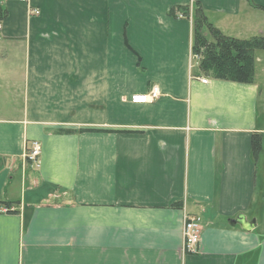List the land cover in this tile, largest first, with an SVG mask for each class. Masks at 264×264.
Here are the masks:
<instances>
[{
  "label": "crops",
  "instance_id": "0c3cea01",
  "mask_svg": "<svg viewBox=\"0 0 264 264\" xmlns=\"http://www.w3.org/2000/svg\"><path fill=\"white\" fill-rule=\"evenodd\" d=\"M0 2V264H264V49L242 82L202 72L192 48L198 3L248 38L264 0Z\"/></svg>",
  "mask_w": 264,
  "mask_h": 264
},
{
  "label": "trees",
  "instance_id": "16d2710c",
  "mask_svg": "<svg viewBox=\"0 0 264 264\" xmlns=\"http://www.w3.org/2000/svg\"><path fill=\"white\" fill-rule=\"evenodd\" d=\"M189 10V7L178 6L172 8L170 12L174 16H179L177 13L181 11L182 15L187 16L190 15ZM6 16L7 9L0 2V20ZM205 27L212 33V38L205 33ZM192 48L195 53L201 55L199 65L202 72L223 79L249 82L253 80L255 74V52L264 49V31L248 38L229 35L208 20L203 7L198 3L194 10ZM263 152L264 131L254 132L253 156L258 159Z\"/></svg>",
  "mask_w": 264,
  "mask_h": 264
},
{
  "label": "built area",
  "instance_id": "2783aa9c",
  "mask_svg": "<svg viewBox=\"0 0 264 264\" xmlns=\"http://www.w3.org/2000/svg\"><path fill=\"white\" fill-rule=\"evenodd\" d=\"M29 12L31 14H39L41 10L35 6H30ZM0 23V27H1ZM202 81L207 82L206 77L201 78ZM160 95V89L158 86H154L152 90L149 92L143 93H135L132 94L131 100L136 103H146L149 101H153ZM42 152V145L38 140L32 142V144L26 148L25 150V158L35 164L40 163V155ZM201 230L202 223L201 219L198 215L195 214H187L185 217L184 224V244L188 251L195 252L199 247V243L201 241Z\"/></svg>",
  "mask_w": 264,
  "mask_h": 264
},
{
  "label": "water",
  "instance_id": "95a60500",
  "mask_svg": "<svg viewBox=\"0 0 264 264\" xmlns=\"http://www.w3.org/2000/svg\"><path fill=\"white\" fill-rule=\"evenodd\" d=\"M233 222H240L245 228L251 229L254 226V221L247 220L243 214H239Z\"/></svg>",
  "mask_w": 264,
  "mask_h": 264
},
{
  "label": "rangeland",
  "instance_id": "374dc122",
  "mask_svg": "<svg viewBox=\"0 0 264 264\" xmlns=\"http://www.w3.org/2000/svg\"><path fill=\"white\" fill-rule=\"evenodd\" d=\"M205 11V10H204ZM205 14H206V16H207V12L205 11ZM200 59H201V55H200ZM33 141H35V140H33ZM32 141V142H33ZM32 142H31V144H32ZM41 143V142H40ZM262 156H264V152L262 153ZM202 232V231H201ZM201 234V233H200Z\"/></svg>",
  "mask_w": 264,
  "mask_h": 264
}]
</instances>
